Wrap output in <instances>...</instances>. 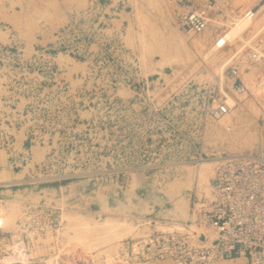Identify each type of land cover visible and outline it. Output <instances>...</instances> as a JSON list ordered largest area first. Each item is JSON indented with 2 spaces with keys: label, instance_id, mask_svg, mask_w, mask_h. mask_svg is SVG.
<instances>
[{
  "label": "rangeland",
  "instance_id": "obj_1",
  "mask_svg": "<svg viewBox=\"0 0 264 264\" xmlns=\"http://www.w3.org/2000/svg\"><path fill=\"white\" fill-rule=\"evenodd\" d=\"M172 1L0 0V256L18 242L30 264H134L123 244L210 208L219 158L264 153V62L239 38L212 51L232 17L258 11L243 40L262 27L264 0H213L219 24L196 36ZM230 65L245 93L212 122L202 103Z\"/></svg>",
  "mask_w": 264,
  "mask_h": 264
},
{
  "label": "built area",
  "instance_id": "obj_2",
  "mask_svg": "<svg viewBox=\"0 0 264 264\" xmlns=\"http://www.w3.org/2000/svg\"><path fill=\"white\" fill-rule=\"evenodd\" d=\"M214 3L213 0H173L175 27L192 36L210 31L212 25L219 24V10ZM255 14L252 8L243 16L230 18L227 25H234L238 19L250 22ZM227 44L217 41L214 47L223 50ZM250 44L254 47L248 46L252 59L264 62V51L253 40ZM239 74L236 65L220 73V81L226 79V92L230 96L220 86V96H209L203 101L204 118L218 122L232 115L236 109L233 98L245 93ZM260 123L264 132V114ZM203 161L199 156L194 163ZM209 201L210 208L194 213L189 224L180 230L149 234L131 245L123 244V251L134 264L167 260L172 264H207L237 257H245L250 264H264V153L219 158L210 183ZM52 221L55 224L52 223L50 230L59 225L56 214L52 215ZM3 229L4 220L0 216V232ZM205 231L212 237L205 236Z\"/></svg>",
  "mask_w": 264,
  "mask_h": 264
},
{
  "label": "bare ground",
  "instance_id": "obj_3",
  "mask_svg": "<svg viewBox=\"0 0 264 264\" xmlns=\"http://www.w3.org/2000/svg\"><path fill=\"white\" fill-rule=\"evenodd\" d=\"M256 13H258L257 9L254 10ZM252 25V22L250 23L248 20H240L238 19L234 25L230 26L228 30L225 32V34L219 38L217 41L220 42V44L226 45L227 42H233L235 39H240L243 41L245 46L250 45V42L254 40L263 30H264V25L260 28H258L249 38L248 40H243L241 38V35L245 32H248L250 30V26ZM216 41V42H217ZM235 42V41H234ZM244 49V46H239L236 49V52L231 55V57L226 60V63L223 64L224 68L227 66L230 61L237 57L239 53H241ZM215 50V47L212 48V51ZM232 62V61H231ZM221 70V68H220ZM230 99V98H229ZM232 101V100H229ZM218 162V161H217ZM208 163L204 162L200 163V167L198 170V180L200 184L204 183L206 181L205 175L208 171ZM188 182V181H187ZM5 222L7 221V218H3ZM66 220V219H65ZM206 232V231H205ZM209 233H206V235ZM210 236V235H208ZM6 247V246H5ZM27 255H26V249L22 243L18 242H13V244H9L7 246V249L5 250L4 254L0 256V264H30L28 261Z\"/></svg>",
  "mask_w": 264,
  "mask_h": 264
}]
</instances>
